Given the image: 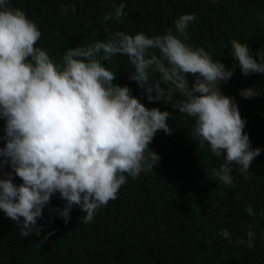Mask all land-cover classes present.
<instances>
[{
	"label": "clouds",
	"instance_id": "1",
	"mask_svg": "<svg viewBox=\"0 0 264 264\" xmlns=\"http://www.w3.org/2000/svg\"><path fill=\"white\" fill-rule=\"evenodd\" d=\"M125 7L121 2L104 20L122 21ZM62 11L67 13V7ZM194 20V14H182L174 21L175 33L169 28L163 35L106 29L105 40L68 48L58 64L37 47L42 35L37 24L9 0H0V119L6 121L0 168L12 169L0 178V210L17 223L21 236L41 233L37 220L56 193L65 201L58 210L65 223L73 206L86 213L87 223L117 198L127 177L135 179L157 166L160 157L149 145L158 131L173 133L168 123L173 115L147 108L130 87L114 83L117 74L103 62L117 55L128 57L134 67L130 79L145 90L149 102H173L179 94L172 106L194 119L191 135L223 156L220 168L213 170L219 181L232 186L235 171L250 178V165L261 149L252 148L238 105L221 91L233 70L203 47L186 43ZM230 44L243 75L264 74V52L255 54L258 62L247 44ZM189 77L194 78L191 86ZM240 95L252 99L260 93L248 88ZM246 212L255 215L250 205ZM220 235L231 237L224 229ZM246 235L251 248V226Z\"/></svg>",
	"mask_w": 264,
	"mask_h": 264
},
{
	"label": "trees",
	"instance_id": "2",
	"mask_svg": "<svg viewBox=\"0 0 264 264\" xmlns=\"http://www.w3.org/2000/svg\"><path fill=\"white\" fill-rule=\"evenodd\" d=\"M121 2L126 5L122 21H105ZM9 4L37 24L42 33L37 47L58 64L68 48L105 40L106 29L153 36L172 28L175 33L174 21L194 14L186 43L203 47L233 70L221 91L238 105L246 121L244 131L261 154L250 165V178L235 171L233 185H224L213 175L223 156H215L206 142L191 135L194 119L172 106L179 94L173 102H149L145 90L130 79L134 67L128 57L117 55L103 62L117 74L114 83L130 87L147 108L173 115L168 121L173 133L158 131L149 145L160 157L157 166L135 179L127 177L117 198L87 223L78 206L65 223L59 215L65 206L59 193L37 220L39 235L21 236L17 223L0 210V264H264V74L243 75L230 44L231 40L247 44L259 62L255 54L264 52V0H9ZM193 82L189 77L190 86ZM248 88L260 95L243 98L240 93ZM5 127L6 121L0 119V147L6 143ZM9 172L10 166L4 165L0 178ZM12 174L20 185L22 180ZM249 205L254 216L246 212ZM250 226L255 234L251 248L246 243ZM222 229L230 239L220 235ZM241 238L245 243H237Z\"/></svg>",
	"mask_w": 264,
	"mask_h": 264
}]
</instances>
